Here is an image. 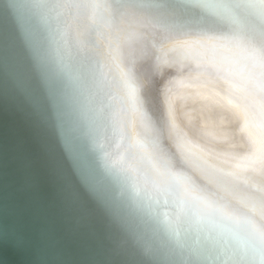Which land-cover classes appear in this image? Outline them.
I'll return each instance as SVG.
<instances>
[{
    "label": "water",
    "instance_id": "95a60500",
    "mask_svg": "<svg viewBox=\"0 0 264 264\" xmlns=\"http://www.w3.org/2000/svg\"><path fill=\"white\" fill-rule=\"evenodd\" d=\"M168 1L192 11L0 0V264H264L256 138L222 161L176 130L170 102L178 73H206L246 94L264 136L254 42L235 38L264 0ZM195 15L212 26L190 29Z\"/></svg>",
    "mask_w": 264,
    "mask_h": 264
},
{
    "label": "bare ground",
    "instance_id": "6f19581e",
    "mask_svg": "<svg viewBox=\"0 0 264 264\" xmlns=\"http://www.w3.org/2000/svg\"><path fill=\"white\" fill-rule=\"evenodd\" d=\"M139 2L151 3V6L157 10L154 13V20L161 16H167L178 9H181L184 13H191L192 11L185 6L178 5L177 7L168 0H139ZM133 16L139 18L137 14ZM194 17L192 22L195 25L191 26L190 29H194L196 25H201L198 17L196 15ZM184 20L185 17L179 13L175 21L181 23ZM140 21L143 23L144 29L151 30V25L148 22L143 19H140ZM205 25L207 27L212 26V24L209 26L207 23ZM260 25L264 26V21L256 24H246V26L252 27V34L246 32L249 29L243 26V29L236 33L235 38L237 37L239 42L247 41L243 36L244 33L251 42H254L255 47L249 48L248 45H242V48L247 51L248 59L251 61L250 69L256 76L255 80L258 87L252 81V88L264 96V33ZM203 26L202 23L201 27ZM209 29L216 30V33H221L220 28L212 27ZM152 37L151 34L145 33L139 39L151 41ZM185 44L198 47L192 39ZM218 65L227 68L224 64ZM232 77L234 78L235 76ZM179 78L181 79L179 82L180 86L177 87L178 84L175 85L170 93L171 116L176 121V130H180L186 136L188 142L222 161L237 160V152H248L247 154H249L255 138L253 146L257 155L264 152L262 145L264 141L262 143L259 141L263 140L264 136L257 129L250 126L252 119L247 111H243V107L247 108L245 104V101H247L245 98L246 94L239 87L228 84L221 79L217 81L213 76L206 75V73L193 75L185 72L178 73ZM194 78L197 79L196 82L192 81L190 84H184L185 81L183 80H193ZM242 78L250 79L247 75H243ZM164 141L168 152L178 159L179 157L173 152L169 142L165 138ZM263 167L264 165L257 167L256 171L263 172Z\"/></svg>",
    "mask_w": 264,
    "mask_h": 264
}]
</instances>
